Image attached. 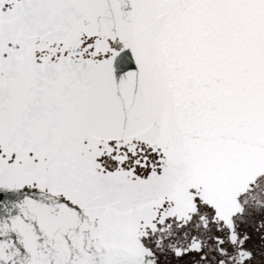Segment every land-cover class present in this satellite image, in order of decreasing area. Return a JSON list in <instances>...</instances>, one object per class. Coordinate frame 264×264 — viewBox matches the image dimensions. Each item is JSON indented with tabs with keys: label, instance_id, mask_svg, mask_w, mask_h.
<instances>
[{
	"label": "snow or ice",
	"instance_id": "obj_1",
	"mask_svg": "<svg viewBox=\"0 0 264 264\" xmlns=\"http://www.w3.org/2000/svg\"><path fill=\"white\" fill-rule=\"evenodd\" d=\"M0 264H264V0H0Z\"/></svg>",
	"mask_w": 264,
	"mask_h": 264
}]
</instances>
